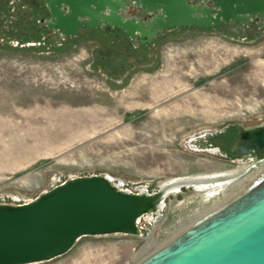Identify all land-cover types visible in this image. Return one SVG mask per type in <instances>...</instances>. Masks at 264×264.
I'll list each match as a JSON object with an SVG mask.
<instances>
[{
	"label": "rangeland",
	"instance_id": "374dc122",
	"mask_svg": "<svg viewBox=\"0 0 264 264\" xmlns=\"http://www.w3.org/2000/svg\"><path fill=\"white\" fill-rule=\"evenodd\" d=\"M50 17L46 0H0L1 196L34 198L59 177L91 174L151 192L264 157L230 155L237 124L264 125V17L170 27L146 43L109 26L64 36ZM203 203L183 187L140 220V236L82 237L33 264H136ZM147 234L155 243L144 253Z\"/></svg>",
	"mask_w": 264,
	"mask_h": 264
},
{
	"label": "water",
	"instance_id": "95a60500",
	"mask_svg": "<svg viewBox=\"0 0 264 264\" xmlns=\"http://www.w3.org/2000/svg\"><path fill=\"white\" fill-rule=\"evenodd\" d=\"M46 2L50 24L64 36L83 26H109L131 39L144 36L142 43L170 27H217L264 17V0ZM235 127L231 156L264 151V125ZM121 181L107 174L76 175L27 202H0V264L49 261L86 236H140V220L159 212L172 194L171 184L149 192L146 185L130 189ZM136 264H264V178Z\"/></svg>",
	"mask_w": 264,
	"mask_h": 264
},
{
	"label": "bare ground",
	"instance_id": "6f19581e",
	"mask_svg": "<svg viewBox=\"0 0 264 264\" xmlns=\"http://www.w3.org/2000/svg\"><path fill=\"white\" fill-rule=\"evenodd\" d=\"M202 150L217 152L215 148H206ZM236 162L239 166L236 169L187 175L160 182V185L170 183L172 193H179L181 191V183L186 187L192 186L194 190L203 196L205 202L188 211L185 215L176 220L173 225L168 226L165 231L167 236L172 237L174 235L173 237H176L186 230L188 226H192L202 218L217 211L264 178V157L260 160H256L254 157L248 156L247 159L238 158ZM245 171L247 173L242 175ZM110 178L114 179L112 176H110ZM119 181L122 183L121 179H119ZM13 199L17 200L16 198ZM150 237L151 235L148 237L147 234L144 239L148 240ZM154 243L155 241L153 238L148 240L144 248V253L152 247Z\"/></svg>",
	"mask_w": 264,
	"mask_h": 264
},
{
	"label": "built area",
	"instance_id": "2783aa9c",
	"mask_svg": "<svg viewBox=\"0 0 264 264\" xmlns=\"http://www.w3.org/2000/svg\"><path fill=\"white\" fill-rule=\"evenodd\" d=\"M66 179V178H65ZM65 179H63V178H57V179H55L53 182H52V184H51V186H50V188L51 187H53V186H55V185H57V184H59V183H61L62 181H64ZM17 199V198H16ZM32 198H21V199H17V200H14L13 198H9V199H7L6 197H4V196H1L0 195V202L1 203H23V202H27V201H29V200H31ZM8 200V201H7Z\"/></svg>",
	"mask_w": 264,
	"mask_h": 264
},
{
	"label": "flooded vegetation",
	"instance_id": "af4514ba",
	"mask_svg": "<svg viewBox=\"0 0 264 264\" xmlns=\"http://www.w3.org/2000/svg\"><path fill=\"white\" fill-rule=\"evenodd\" d=\"M142 15V13H140V12H137V16H141ZM250 19H253V20H257V18H250ZM249 19V20H250ZM258 19H260V18H258ZM154 38V37H153ZM143 39H145V37L144 36H140V37H138V38H135V40H138V41H142Z\"/></svg>",
	"mask_w": 264,
	"mask_h": 264
}]
</instances>
